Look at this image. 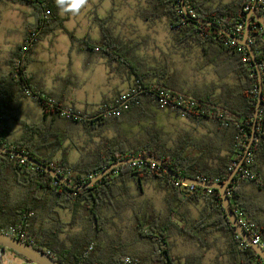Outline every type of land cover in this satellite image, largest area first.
<instances>
[{
  "label": "trees",
  "instance_id": "trees-1",
  "mask_svg": "<svg viewBox=\"0 0 264 264\" xmlns=\"http://www.w3.org/2000/svg\"><path fill=\"white\" fill-rule=\"evenodd\" d=\"M8 1L31 7L34 21L25 26L23 42L10 56V73L0 79V144L9 151L23 154L50 168L62 176L69 187L42 169L0 152V231L7 233L9 227L27 220L25 243L49 252L50 257L59 264H117L124 257L132 258L133 264H141V259L129 255L127 247L114 242L107 232L108 228H117L115 222H125V229L131 238L150 244V256L142 259L146 264H199L193 256L185 257L182 262L172 257L167 242L169 234L175 230L200 241L198 235H205L209 229H220L230 235L227 245L229 264H263L249 246L239 247L241 238L235 239L236 233L226 219L216 190L196 186H193V190H178L174 187L176 179L157 165L152 169V163L145 161L116 167L94 185L82 187L109 165L137 157L160 160L163 166L182 178L222 184L234 165L249 152L252 158L249 170L255 179L244 181L233 177L227 197L231 211L253 225L264 242V203L242 189L245 184H251L264 194V178L259 175V164H264V33H260V25L252 17L249 18L250 47L261 72L262 100L254 139L247 149L258 98L256 70L242 46L235 42L232 44L217 30L196 22L205 20L217 24L240 38L243 32L236 34L235 29L240 24L245 27L246 14L253 4L256 13L264 18V0H230L227 3H214V0H143L144 6L137 13L142 22H164L176 49L195 53L200 63L213 66L219 76L226 72L233 74V87L230 90L227 86L224 92L226 97L228 93V98L223 94L221 97L207 95L205 99L198 97V89L174 81L167 66L151 67L145 58L135 54L134 47L113 37L105 26V20H95L100 28V39L96 45H92L88 41L75 39L63 27V19L59 16L61 7L56 0ZM181 1L187 9V16L182 13ZM56 30L62 31L71 44L79 43L85 51L100 54L108 64L116 63L124 68L132 78L129 89L139 103L122 112L118 118L98 117L96 113L92 114L97 116L95 120L68 116L71 121L93 130L107 126L116 132L115 137L106 138L93 151L81 154L73 164H68L65 157L59 161L55 159L67 139L66 130H41L42 125L26 124L18 119L17 103L25 96V90L46 115L62 118L59 116L61 107L37 90L26 72L37 43L42 36ZM158 91L170 95V105L158 103ZM144 98L167 110L173 105V99L180 98L192 103V107L171 109L191 122L198 119L211 121L216 127L213 136L198 140V136L179 135L182 137L170 145L162 132L155 131L159 128L144 127L142 130H154L148 136L132 138L123 134L121 123H128L133 120L131 117L141 114V101ZM107 120L114 122L110 124ZM8 122L21 125L22 135L15 139L7 138L11 133L7 128ZM151 180H160L165 189L177 194L183 202L203 201L200 217L179 227L168 217L163 218L156 213L146 202L140 203L141 185ZM131 183L135 185V193L131 190ZM62 214L68 217L67 222L63 221ZM66 230L73 231L67 239L62 237ZM89 246H92V251L86 255ZM95 251L98 254L93 256Z\"/></svg>",
  "mask_w": 264,
  "mask_h": 264
},
{
  "label": "rangeland",
  "instance_id": "rangeland-1",
  "mask_svg": "<svg viewBox=\"0 0 264 264\" xmlns=\"http://www.w3.org/2000/svg\"><path fill=\"white\" fill-rule=\"evenodd\" d=\"M143 6V0H87V4L78 12H64L60 9L59 16L63 19V27L71 32L75 39L88 41L92 45H96L100 39V28L95 20L97 18L105 20L108 32L123 43L134 47L135 54L145 58L151 67L167 66L168 73L173 75V80L185 87L198 84L201 76L195 70L198 61L196 54L176 49L164 22L155 24L142 22L137 13ZM32 14L31 7L19 2L0 1V79L11 71L8 65L10 56L18 46H21L25 26L34 21ZM52 33L53 35H47L46 38L42 36L40 39L38 47L30 57L32 59L36 57L41 63L36 66L34 64L30 69L35 71V77L43 75L56 80L59 89L57 88L58 90L54 93L64 94L65 89V96H69L77 108L89 107L90 109L94 106L90 112L93 114L101 103L127 92L132 78L124 68L116 63L108 64L100 54L85 51L79 43L71 44L62 31L56 30ZM43 67L46 68L44 72L41 70ZM72 107L71 105L64 109L73 111ZM144 109L140 115L131 117L133 120L121 123V130H141L143 125H150L155 120L163 124L165 130H189L188 121L180 119L184 117H178L171 108L164 112L151 107ZM90 113L88 115L80 112L79 115L74 113L72 116L92 120ZM22 116L27 119H36L34 112L28 106ZM107 121L110 124L114 122ZM193 124L198 126V121ZM56 129L68 130L67 136L77 144H83L86 140L85 130H92L82 124L71 125L62 121L56 123ZM98 130L114 129L103 126ZM110 135L112 134H107V136ZM71 159L74 160L73 155ZM62 219L65 222L68 221L65 214H62ZM119 226L124 227L125 223ZM72 232L66 230L62 237L67 239ZM125 232L121 234L124 244H126ZM140 251L142 254L147 253V245L142 246ZM180 251L189 252L192 249L186 248ZM97 254V251L92 253L93 256ZM7 260H10L11 264L19 263V258L8 250L1 258L2 264H6Z\"/></svg>",
  "mask_w": 264,
  "mask_h": 264
},
{
  "label": "crops",
  "instance_id": "crops-1",
  "mask_svg": "<svg viewBox=\"0 0 264 264\" xmlns=\"http://www.w3.org/2000/svg\"><path fill=\"white\" fill-rule=\"evenodd\" d=\"M222 1L224 3L229 2L230 0H214V3ZM48 36L53 35V33L47 34ZM45 36L48 37V36ZM40 42V41H39ZM37 43L35 49L38 47ZM34 49V50H35ZM41 62H38L37 58H31V63L28 65L26 72L29 75L32 84L37 88V90H41L42 94L49 97V100L58 104L61 109L73 106V112L76 114H80V112H84V114H88L92 111L94 106L90 109L89 107H83L81 109L77 108L74 103H72V99L69 96H65L64 94L54 93L59 89L58 82L56 80H52L49 77H44L43 75H39L35 77V71H31V67L35 64L38 65ZM197 67V66H196ZM220 70H223L222 67H219ZM44 72L46 70L45 67L41 68ZM198 73L201 78L198 79V84H192L193 88L198 89V97L205 99L207 95L221 97L223 94L225 95V89L227 86L230 87V90L233 87V74L217 75L215 73V69L213 66H204L203 63L198 61ZM8 76V75H7ZM3 76V77H7ZM6 79V78H5ZM58 88V89H57ZM169 92H175L173 90L167 89ZM63 93V92H62ZM213 94V95H212ZM223 95V96H224ZM225 98H228L225 95ZM147 99H143L141 101V107L144 108H154L161 112L166 111L165 108H160L155 106V104L147 102ZM95 104V103H94ZM18 119L26 124H39L42 125L41 130H57L56 123H69L79 125L80 123H75L70 120L68 117L63 118H54L52 115H46L44 110L38 105L36 101L33 99L27 98L26 96L19 99L18 103ZM29 107L31 111L34 112L36 119H27L22 116L23 111L26 107ZM89 106V105H86ZM96 106V105H95ZM210 108L217 109L215 106H210ZM92 114V113H90ZM136 116V115H134ZM178 116V115H177ZM179 117V116H178ZM97 116H92V120H95ZM182 120H187V125L189 126V130H165L163 124L161 125L158 120L153 121L150 125H143L141 130H122L123 134H126L132 138L141 136H148L154 130H142L144 127L147 129L151 128H159L160 130H155L158 132H162V134L169 139V144L174 145L176 140L179 137L184 136H198V140H201L205 137H212V132L216 129L215 124L208 120L198 119V126L193 124L190 120L184 118H180ZM184 121V122H185ZM186 124V123H185ZM222 127V126H221ZM7 128L10 130V135L7 136L9 139H15L22 135V126L19 124H15L13 122L7 123ZM91 129V128H90ZM196 129V130H195ZM63 130V129H61ZM87 132L86 140L83 144H77L74 140H71L70 137L67 136L68 130L65 131V135L67 136L66 141L62 145V148L57 152L55 159L59 161L63 157H65L68 164H73L79 160L82 155L87 154L88 152L96 149L97 146L101 145V143L106 138L115 137L116 132L114 130H85ZM105 132V134H104ZM108 133L112 135L107 136ZM103 134V135H102ZM182 135V136H179ZM74 156V160L71 159V156ZM259 175L264 178V164H259ZM164 184L160 180H151L147 182H143L140 190V198L138 199L141 202H146L149 207H151L156 213H160L163 218H169L170 222L176 224L179 227L184 225H188L190 222L196 221L200 217V212L204 208L203 201L199 200L195 203L183 202L179 198V196L175 193L170 192V190L164 188ZM243 192L250 196H254L258 200H261L264 203V194L261 193V190H257L251 184H245L243 187ZM131 190L135 193V185L131 183ZM129 215V214H126ZM125 217V216H124ZM116 229L108 228L107 232L112 237L113 241L120 244L125 245L129 252V255L136 256L141 259V264H146L142 259L144 257L148 258L151 254V246L149 243L138 241L134 238H131L127 234V230L124 227L119 226L118 223ZM125 223V222H122ZM116 230V231H114ZM125 232V242L124 238L121 234ZM198 239L200 241H196L195 239L189 238L188 236H184L183 234L172 230L168 237V245L170 248L171 256L182 262L185 257L193 256L198 259L199 264H229L230 257L228 255L227 245L230 241V235L224 230L220 229H209L206 231L205 235H198ZM147 245V253L142 254L140 248L145 247ZM192 249V251L185 252L180 251V249ZM190 248V249H189ZM194 249V250H193Z\"/></svg>",
  "mask_w": 264,
  "mask_h": 264
},
{
  "label": "water",
  "instance_id": "water-1",
  "mask_svg": "<svg viewBox=\"0 0 264 264\" xmlns=\"http://www.w3.org/2000/svg\"><path fill=\"white\" fill-rule=\"evenodd\" d=\"M181 10H182V13L185 16H187V12H186L185 6H184L182 1H181ZM251 17L260 25V27H262L264 29V18L259 16L256 13L255 6L253 4L251 9L246 14L244 31H243V34L240 38L234 37L233 35H231L227 31L221 29L217 24L210 23V22H207L205 20H196L197 23L205 24V25L217 30L220 34L224 35L230 41L235 42L236 44L242 46L247 51L249 58L251 59L253 66L256 70V73L258 76V84H259L258 98H257V104H256L253 123H252V127H251V135H250V139H249V142L247 145V149L250 147V145L252 144L253 139H254V131H255L256 120H257V116H258V109H259V106H260V103L262 100V95H261L262 86H261V82H260L261 72L258 68V64L256 63L252 49L247 44V39L249 37V18H251ZM0 152L10 154L16 158H19V159H22V160L28 162L29 164H31L35 167L42 169L47 174H49L51 177H53L58 182H60L62 185L69 187L68 183L65 181V179L62 176H60L59 174H57L56 172H54L50 168L42 165L38 161H36L30 157H27L23 154L13 152V151H9L6 148H4L1 144H0ZM144 161L157 165L168 176H170L173 179H176L177 181H179L180 183H182L184 185H193V186H196L199 188L216 190L219 194V197L221 200V207L225 213L226 219L229 222V224L234 228L236 235H238L241 238V240H243L244 242H246L249 245V247L251 248L253 253L256 256H258L264 264V251L259 246H252L251 245L250 239L247 237V235L241 229V227L237 224L236 216L234 215V213L230 209L229 200L227 197V189H228L229 184L232 181L234 175L236 174L239 167L241 166V161L238 162L237 166L233 169V171L228 175V177L226 178V180L222 184H217V183H207V182L200 181V180H192L189 178L179 177L176 173H174L168 167L163 166L162 162L160 160H157V159H153L150 157L130 158V159L123 160L121 162L109 165L101 173H99L98 175L91 178L90 181L82 188H88V187L94 185L96 182L103 179L107 174H109L116 167L126 165V164H130L133 162H144ZM0 248L2 250L10 251L13 255H15L16 257H18L19 259H21L22 261H25V262H34L37 264H59L55 260H53L51 257L46 255L45 252L34 248L30 244H27L25 242H21L20 240H18L16 238H13L7 234H4L1 231H0Z\"/></svg>",
  "mask_w": 264,
  "mask_h": 264
},
{
  "label": "built area",
  "instance_id": "built-area-1",
  "mask_svg": "<svg viewBox=\"0 0 264 264\" xmlns=\"http://www.w3.org/2000/svg\"><path fill=\"white\" fill-rule=\"evenodd\" d=\"M254 1L256 2L257 0H254ZM251 2H253V0H251ZM245 10H248V8L245 7ZM189 13H191V11ZM243 30H244V26L240 24L235 29V33L236 34L241 33V32H243ZM258 31L260 33H262V32L264 33V29L262 27H260L258 29ZM233 43L234 42H232V44ZM247 44L249 46L251 44V39H249V37L247 39ZM22 50H25V48H23ZM23 93L26 97L30 96V94L27 90H25ZM156 100L158 101V103L160 105H167L168 103L170 105L171 97L167 92L158 91L156 94ZM138 104L139 103H138V100L136 99V97L134 95V92L131 89H128L126 93L118 94L114 98L110 99L109 101L101 103L94 113H96L98 117L101 116L104 118H118L122 112L127 111L130 107L137 106ZM172 104L173 105H171L170 108H176V107L181 108V107H192L193 106L192 103H189L188 101H184L180 98L173 99ZM72 115H73V111L71 109H62L60 111V114H59V116L62 118L72 116ZM240 161H241V166L239 167V169L236 172V174L234 175V177L237 176V178L239 180H244V181L254 180L255 175L253 173H251L249 170V166H250L251 161H252L250 153L246 152ZM133 165H135V163H133ZM236 166H237V164L234 165V168ZM151 168L152 169L155 168V164L152 163ZM174 187L177 188L178 190H183V191L186 190L187 188L189 190H193V185H184L177 180L174 181ZM208 193H210V190H208ZM30 215L31 214H29V217H30ZM234 215L236 216L237 224L241 227V229L245 232L247 237L250 239L251 245L252 246H259L264 251V242L261 239V237L259 236V232L254 228L253 225L247 223L240 214H234ZM26 221L27 220L23 219V220H21V222L17 226L9 227L7 230V233H4V232H2V233L7 234L13 238H16V239L20 240L21 242H25V240H27V234L25 231L26 227H27ZM239 238L240 237L238 235L235 236V239H239ZM247 246H249V245L246 242H244L243 240H241L239 247L240 248H246ZM6 251L7 250H2L0 248V264H2L1 258ZM91 251H92V246H89L87 248L85 254L87 255ZM45 253H46V255H48L50 257L49 252H45ZM126 259L129 262V264H133V259L130 257L122 258L117 264H126ZM6 264H11V261L7 260ZM18 264H37V263L25 262V261H22L21 259H19Z\"/></svg>",
  "mask_w": 264,
  "mask_h": 264
},
{
  "label": "clouds",
  "instance_id": "clouds-1",
  "mask_svg": "<svg viewBox=\"0 0 264 264\" xmlns=\"http://www.w3.org/2000/svg\"><path fill=\"white\" fill-rule=\"evenodd\" d=\"M56 3L64 12H78L82 6L87 4V0H56ZM126 264H129L127 259Z\"/></svg>",
  "mask_w": 264,
  "mask_h": 264
}]
</instances>
